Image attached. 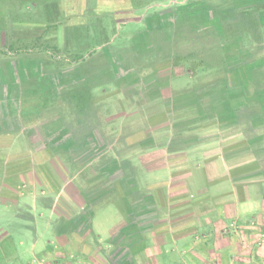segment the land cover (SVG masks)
I'll use <instances>...</instances> for the list:
<instances>
[{
  "label": "rangeland",
  "instance_id": "1",
  "mask_svg": "<svg viewBox=\"0 0 264 264\" xmlns=\"http://www.w3.org/2000/svg\"><path fill=\"white\" fill-rule=\"evenodd\" d=\"M262 195L264 0H0L10 264H133Z\"/></svg>",
  "mask_w": 264,
  "mask_h": 264
},
{
  "label": "crops",
  "instance_id": "2",
  "mask_svg": "<svg viewBox=\"0 0 264 264\" xmlns=\"http://www.w3.org/2000/svg\"><path fill=\"white\" fill-rule=\"evenodd\" d=\"M236 205L239 210L249 205L251 208H247L246 212L248 219L257 216L258 223L263 221L264 224V195L247 201L227 199L219 202L217 213L196 214V219L201 223L175 228L171 222L166 230H156L151 235L157 238V242H161H156L149 250L146 246L145 249L140 246L133 264H264V241L260 240L264 238V226H258L255 231L239 228L232 230L235 220L240 221ZM184 216L182 214L180 217ZM204 222V230L200 231ZM224 225L229 226V229H221ZM143 253H147L146 262H142ZM2 254L0 248V264H10Z\"/></svg>",
  "mask_w": 264,
  "mask_h": 264
},
{
  "label": "trees",
  "instance_id": "3",
  "mask_svg": "<svg viewBox=\"0 0 264 264\" xmlns=\"http://www.w3.org/2000/svg\"><path fill=\"white\" fill-rule=\"evenodd\" d=\"M260 1V0H259ZM13 47H11V49H12ZM4 51H7V50H4Z\"/></svg>",
  "mask_w": 264,
  "mask_h": 264
}]
</instances>
